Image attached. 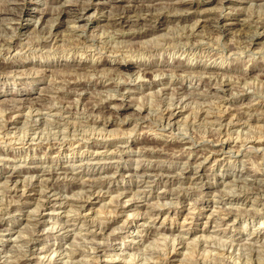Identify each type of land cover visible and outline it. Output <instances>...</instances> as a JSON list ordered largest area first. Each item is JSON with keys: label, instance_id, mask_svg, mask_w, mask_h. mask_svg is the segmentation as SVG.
I'll return each instance as SVG.
<instances>
[{"label": "rangeland", "instance_id": "1", "mask_svg": "<svg viewBox=\"0 0 264 264\" xmlns=\"http://www.w3.org/2000/svg\"><path fill=\"white\" fill-rule=\"evenodd\" d=\"M157 1L0 0V264H264V24L249 36L241 11L264 0L183 5L177 47L167 12L151 34L112 25Z\"/></svg>", "mask_w": 264, "mask_h": 264}, {"label": "clouds", "instance_id": "2", "mask_svg": "<svg viewBox=\"0 0 264 264\" xmlns=\"http://www.w3.org/2000/svg\"><path fill=\"white\" fill-rule=\"evenodd\" d=\"M193 0H163V2H160V0H158V3L156 5H154V7L156 8V13L155 15H158L160 12H167L168 16L166 18V22L170 25H172V27H169L167 32H164L163 35L160 37V41L163 47H177L180 46L178 44L173 45V44H167L166 41L170 40V39H174L175 37H180V36H187V35H191V33H189L187 31L188 25H184L183 27H181L180 25L176 24L175 21L177 19H179L180 17L177 15V13L179 12L180 8L183 5H187L188 7L191 6ZM222 2V0H221ZM12 8V4L9 2L7 4H5V9L6 10H10ZM186 10V9H185ZM212 12H218L219 15H225L226 12L221 10L220 8H216V9H212ZM228 11H231V9H229ZM241 11H246V16H245V20H244V24L245 26L248 28V35L249 36H254L256 34V30L260 27L261 24H264V3L260 4L259 7L253 2V3H249L248 8L245 9H241ZM145 16H147L148 18L145 20V27L148 29L149 32L151 31H161V26L160 25H153L152 24V13L149 10V12L144 13ZM218 18V17H217ZM75 19H79V17H76ZM75 19L73 21H71L70 23H75ZM217 27H219L217 25ZM142 31V29H141ZM147 34V33H146ZM105 35H108V33H105ZM78 37H84L85 40L87 39V35L86 33L83 31V28H81V30L77 33ZM51 38V32L49 29V34L48 35H42V34H37L34 37L35 41H46L49 40ZM32 45L30 44L29 47H31ZM107 47H108V42H101L100 46L97 48L95 47V45H93V54L96 56H103V55H107ZM35 51V49H33ZM50 51V50H48ZM112 59H115V57H110ZM139 59V56L137 57ZM117 67L116 65L113 66V68ZM98 75L100 77H102L105 82L113 84V85H120V84H128V85H139V83L141 81H143L144 79V75L143 72L140 73H131L130 75L124 76L118 72H115L114 70H105L103 73H98ZM160 74L157 73L153 76V79H159ZM149 83H151V81H149ZM112 94L120 97V92L114 87L112 89ZM161 102L167 100V103L171 104L172 103V99L171 98H167V97H160ZM162 109H160L159 107H156L155 111H152L150 113V115L155 117V121L157 123H159L160 121V116L162 115ZM139 123V121H137ZM135 129H133L134 131ZM171 129L170 127H166L163 124H160V128H159V134L160 137L162 139H166V138H179V139H186L188 141H191V143L193 145H195L197 143V140L195 139L194 136L192 135H187V133H185L184 135H180L179 133H172L171 136H168L167 133L170 132ZM193 131H196L195 129H193ZM130 135L129 133H125V136ZM175 195L173 197L172 201H166L164 204L162 205H158V207H164V208H170L173 206H178L177 204H175V199H176V195H178L179 193L176 192V190H173ZM118 230V229H117ZM45 231H48V229H45Z\"/></svg>", "mask_w": 264, "mask_h": 264}, {"label": "bare ground", "instance_id": "3", "mask_svg": "<svg viewBox=\"0 0 264 264\" xmlns=\"http://www.w3.org/2000/svg\"><path fill=\"white\" fill-rule=\"evenodd\" d=\"M158 2V1H157ZM50 3V2H49ZM142 3V2H141ZM222 3V2H221ZM129 4V3H128ZM143 4V3H142ZM192 5V4H191ZM196 5V4H195ZM223 5L224 6H228L229 5V3L227 2V0H225V1H223ZM197 6V5H196ZM123 7V6H122ZM127 7H128V5H127ZM133 7V6H132ZM143 7V6H142ZM148 7V6H147ZM188 7V6H187ZM124 8V7H123ZM19 9V8H18ZM72 9V8H71ZM85 9V8H84ZM128 9V8H127ZM146 8H144V11L146 12H149V10H151V12H153V11H155L156 9L155 8H152V6H151V8L149 9V10H145ZM63 10V9H62ZM115 10V9H114ZM132 10V9H131ZM138 10V9H137ZM139 10H140V8H139ZM188 10H189V8H188ZM70 11H72V10H70ZM69 11V12H70ZM81 11V10H80ZM85 11V10H84ZM118 11V10H117ZM133 11V10H132ZM141 11V10H140ZM76 12V11H75ZM74 11L72 12L75 16H69V15H67L66 14V11H63V12H58V15H57V17H56V21H57V23H62L63 22V20L62 19H64V18H68V17H72L71 19H72V21L76 18V17H79V19H75V23H72L73 25H77V24H79V22H80V19L82 18V16L80 17V16H76L77 14V12L75 13ZM139 12V11H138ZM142 12V11H141ZM140 12V13H141ZM118 13V12H117ZM126 13L127 14H125L126 16H123V15H117V18L116 19H111L113 22H112V25L113 26H117V27H137V26H142L143 28L145 27V20L148 18L147 16H145V15H143V16H137L136 18L134 17V19H130V18H128L127 17V15L130 13L128 10H126ZM135 13V12H134ZM21 14V13H20ZM30 15H32V12L31 11H29V10H27V11H24L23 12V16L24 17H26V18H28V17H30ZM132 16V15H131ZM22 17V16H21ZM111 18V17H110ZM110 18L108 19L109 21H110ZM39 19V18H38ZM162 18L160 17V16H158V15H155V14H153L152 15V24L153 25H158L159 23H161L162 22V20H161ZM79 20V21H78ZM53 21V20H52ZM217 21L218 22H220V23H223V25H221L222 27H224L225 28V26H227V22H228V19H224V18H222V19H220V18H218L217 19ZM110 23V22H109ZM56 24V23H55ZM111 25V24H110ZM112 25H111V27H112ZM193 25V24H192ZM77 27H79V26H77ZM76 27V28H77ZM70 28V27H69ZM82 28V27H81ZM116 28V27H115ZM71 30H72V28H71ZM122 30V29H121ZM47 31V30H46ZM119 31V30H118ZM140 31V30H139ZM138 31V32H139ZM142 31H143V29H142ZM137 32V31H136ZM148 32V31H147ZM189 32V31H188ZM75 33V32H74ZM144 33H146V31H145V29H144V32L142 33V34H140V35H143ZM150 33V32H149ZM102 34V33H101ZM118 34V33H117ZM130 34V33H129ZM132 34V36L134 35L133 34V32L131 33ZM151 34V33H150ZM119 35V34H118ZM121 36V39H122V37H123V34H120ZM138 35H139V33H138ZM137 36V35H136ZM108 37V36H107ZM153 37V36H152ZM185 37V36H184ZM53 38V37H52ZM132 38V37H131ZM135 38V37H134ZM175 39V38H174ZM111 40V39H110ZM117 40V39H116ZM125 41V40H124ZM169 41V40H168ZM153 42V41H152ZM170 42V41H169ZM77 45V44H76ZM79 45V44H78ZM75 46V45H74ZM136 46V45H135ZM85 47V46H84ZM73 47H71V49H72ZM61 50V49H60ZM85 51V50H84ZM67 52V51H66ZM110 52V51H109ZM208 56V55H207ZM117 57V56H116ZM97 60V59H96ZM79 63V62H78ZM124 63V62H123ZM120 64V63H119ZM125 64V63H124ZM132 67V65H124V68L123 69H130ZM81 68V67H80ZM96 68V67H95ZM135 68V67H134ZM184 68V67H183ZM79 69V68H78ZM82 69V68H81ZM100 69V68H99ZM179 69V68H178ZM177 69V70H178ZM185 69V68H184ZM140 70V69H139ZM180 71H181V69H179ZM178 70V71H179ZM183 70V69H182ZM187 71V70H186ZM183 72V71H182ZM188 72V71H187ZM150 73V72H149ZM159 73H160V70H159ZM165 73V72H164ZM171 73V72H170ZM174 73V72H173ZM173 73H172V75H173ZM185 73V72H184ZM195 73V72H194ZM193 73V74H194ZM168 74V73H167ZM192 74V75H193ZM200 74V73H199ZM179 75V74H178ZM181 75V74H180ZM202 75V74H201ZM154 76V75H153ZM194 76V75H193ZM170 79V78H169ZM151 80V79H150ZM168 87V86H167ZM70 88V87H69ZM124 92V91H123ZM209 103V102H208ZM110 106V105H109ZM169 106V105H168ZM91 107V106H90ZM181 108V107H180ZM74 110V109H73ZM174 112L175 111H169V118L170 119H173V117H174ZM65 115V114H64ZM177 115V114H176ZM59 119V118H58ZM101 119V118H100ZM170 122V121H169ZM167 123H168V120H167ZM40 124V123H39ZM43 126V125H42ZM66 126V125H65ZM41 130V129H40ZM100 130V129H99ZM61 131V130H60ZM60 133H62V132H60ZM43 134V133H42ZM54 135V134H53ZM59 136V135H58ZM55 138V137H54ZM57 138V137H56ZM65 138V137H64ZM219 150V149H218ZM188 156V155H187ZM198 156V155H197ZM240 159V158H239ZM89 162V161H88ZM201 175V174H200ZM241 190V189H240ZM226 193V192H225ZM165 202V201H164ZM157 207V206H156ZM81 209V208H80ZM207 238V237H206ZM216 243V242H215ZM220 245V244H219ZM231 248V247H230ZM257 250V249H256ZM255 257V256H254Z\"/></svg>", "mask_w": 264, "mask_h": 264}]
</instances>
